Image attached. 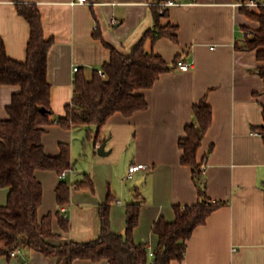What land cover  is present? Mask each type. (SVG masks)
I'll use <instances>...</instances> for the list:
<instances>
[{"label": "crops", "instance_id": "obj_1", "mask_svg": "<svg viewBox=\"0 0 264 264\" xmlns=\"http://www.w3.org/2000/svg\"><path fill=\"white\" fill-rule=\"evenodd\" d=\"M22 1L37 4L43 35L52 39L46 76L56 115L64 114L71 100L74 66L90 77L93 69L108 61L111 48L130 53L153 26L151 6L155 0ZM174 1L178 3L164 5L167 15L160 22L176 27V39L161 36L145 42L146 50L158 53L172 66L151 87L140 90L147 101L145 109L129 116L114 112L99 130L94 128L97 139L86 141L81 125L52 123L45 127L42 144L46 154L57 155L59 143H68L71 167L64 177L54 170L35 172L42 185L38 216L58 209L55 187L61 178L71 184L87 175L93 189L71 188L69 204L59 207L69 227H60L54 215L52 231L56 237L50 242L97 238L101 229L99 206L108 196L113 200L110 228L123 233L126 204L138 195L141 204L133 239L154 251L158 243L152 230L154 222L160 217L172 221L175 204H193L198 198L191 168L180 162L178 140L185 134L184 126L193 121L192 106L203 99L211 107L212 118L196 155L204 162L206 194L220 204L192 231L183 259L170 264H264V141L258 129L264 124V83L257 73L262 62L256 50L246 46L258 22L242 12L236 0ZM112 18L116 19L114 24ZM0 37L9 57L25 59L29 26L13 0H0ZM176 56L190 62V68L183 71L173 66ZM18 89L0 84V118H6L5 108ZM102 141L104 155L96 151ZM122 156L125 168L130 163H145L147 167L125 180L124 173H119ZM7 193V188H0V204L6 202ZM14 250L15 255L0 256V264L57 261L35 248ZM148 261L151 264L149 255ZM71 264L109 262L76 258Z\"/></svg>", "mask_w": 264, "mask_h": 264}, {"label": "trees", "instance_id": "obj_2", "mask_svg": "<svg viewBox=\"0 0 264 264\" xmlns=\"http://www.w3.org/2000/svg\"><path fill=\"white\" fill-rule=\"evenodd\" d=\"M17 12L29 26L24 60H15L6 53L0 37V84L16 85L19 89L11 94L6 106V118H0V188H7V198L0 204V256L9 255L18 248H35L46 256L56 257V264H71L76 258L93 261L107 259L109 264H148V249L144 243L136 244L133 229L138 223L141 200L126 204V220L123 233L113 232L110 228V205L112 197L99 206L100 234L88 242L69 241L52 244L56 237L52 231V218L57 216L60 227L68 229V220L62 216L59 207L67 206L70 190L91 188L89 176L69 183L61 178L56 187L58 209L38 216L42 202V185L36 178L39 169L54 170L61 175L71 167L70 146L59 143L57 155H48L42 144L45 127L52 123L63 127L81 125L85 127L84 141L97 139L98 131L114 112L129 116L147 107L145 96L140 90L151 87L158 77L170 70V63L152 50H146L145 42H152L161 36L176 39V27L160 22L167 15L162 4L168 0H155L151 6L153 26L149 28L124 54L114 48L110 50L108 61L99 69H93L87 77L84 71H76L73 79L71 100L64 107V114L56 115L51 107V85L47 80V55L52 44L45 38L41 14L34 2L13 0ZM262 1V0H259ZM248 17L258 22V27L250 31L246 46L256 50V57L262 62L257 73L264 83V4L257 10L239 6ZM179 56L172 61L177 66ZM264 87V84H263ZM193 121L184 126V136L178 140L182 150L180 162L191 168L192 179L196 185L198 198L193 204H175L174 219L166 221L158 218L152 226L158 236L151 264H170L182 260L186 241L192 231L203 224L211 212L220 204L206 194L203 177V160H197V150L201 137L212 118L211 107L202 99L192 106ZM264 141V124L259 126Z\"/></svg>", "mask_w": 264, "mask_h": 264}, {"label": "built area", "instance_id": "obj_3", "mask_svg": "<svg viewBox=\"0 0 264 264\" xmlns=\"http://www.w3.org/2000/svg\"><path fill=\"white\" fill-rule=\"evenodd\" d=\"M72 4H76V3H89L88 0H72L71 1ZM178 2H175L174 0H168L166 2H163L162 4L163 5H172V4H177ZM236 4L238 6H247L249 8H258L259 5H262L264 4V1H259V0H236ZM116 22V19L115 18H112L111 19V23L114 24ZM191 66V63L190 62H186L184 60H178L177 61V68L180 69V70H183V71H186L190 68ZM74 71H77L78 70V67L77 66H74L73 68ZM98 72L100 74H103L102 70L101 69H98ZM99 145V144H98ZM147 166L145 163H130L127 167H126V171H124L123 173V176L125 177H130L134 172H136L137 170L139 169H145ZM204 169V167H203ZM69 169H65L62 171L61 173V177H64L67 173V171H69ZM11 254L12 255H15L16 254V251L15 250H12L11 251ZM148 255L151 256V258L153 257V251L152 250H148Z\"/></svg>", "mask_w": 264, "mask_h": 264}, {"label": "water", "instance_id": "obj_4", "mask_svg": "<svg viewBox=\"0 0 264 264\" xmlns=\"http://www.w3.org/2000/svg\"><path fill=\"white\" fill-rule=\"evenodd\" d=\"M104 141H102L98 146H97V153L100 155H104L106 152L104 151ZM126 171L125 165H124V159L123 156L120 158L119 162V173L122 174V172ZM20 261H22V257L19 258Z\"/></svg>", "mask_w": 264, "mask_h": 264}, {"label": "rangeland", "instance_id": "obj_5", "mask_svg": "<svg viewBox=\"0 0 264 264\" xmlns=\"http://www.w3.org/2000/svg\"><path fill=\"white\" fill-rule=\"evenodd\" d=\"M124 179L127 180L126 177H124ZM129 180H130V179H129Z\"/></svg>", "mask_w": 264, "mask_h": 264}]
</instances>
